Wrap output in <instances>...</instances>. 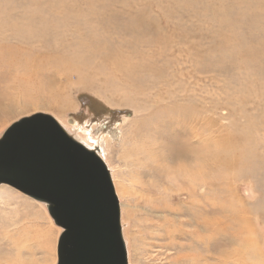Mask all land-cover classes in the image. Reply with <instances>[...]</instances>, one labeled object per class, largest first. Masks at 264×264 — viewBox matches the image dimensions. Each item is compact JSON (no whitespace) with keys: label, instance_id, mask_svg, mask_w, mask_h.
Wrapping results in <instances>:
<instances>
[{"label":"rangeland","instance_id":"1","mask_svg":"<svg viewBox=\"0 0 264 264\" xmlns=\"http://www.w3.org/2000/svg\"><path fill=\"white\" fill-rule=\"evenodd\" d=\"M37 1L0 0V14L12 11V26L22 27V16L34 11L57 23L81 10L80 19L63 21L80 26V39L91 33L84 23L98 25V37H114L115 47L135 64L164 69L172 86L138 94L128 88L123 94L100 89L95 76L85 79L91 90L85 89L75 76L52 81L41 75L55 68L48 57L38 58L34 81L16 72L10 91L0 97V136L39 113L88 128L96 144L107 148L122 227L128 230V264H196L194 257L205 258L201 264H264V60L239 68L228 58L219 62L214 47L223 43V32L208 23L201 7H179L181 0ZM99 11L107 17L122 12L126 20L138 16L135 27L142 36L123 22H101ZM45 24L33 20L40 30ZM245 30L240 29L248 41ZM47 33L50 40L56 35ZM33 50V56L41 55L40 48ZM65 66L56 63L62 71ZM111 77L121 85L118 74ZM0 199V264H60L65 230L48 205L8 185L0 186Z\"/></svg>","mask_w":264,"mask_h":264},{"label":"bare ground","instance_id":"2","mask_svg":"<svg viewBox=\"0 0 264 264\" xmlns=\"http://www.w3.org/2000/svg\"><path fill=\"white\" fill-rule=\"evenodd\" d=\"M40 1H42V0H40ZM176 1L177 0H175V2ZM180 2H181V4L179 5V7H182V9H184V8L189 9V8L185 7L186 5L188 7H191L192 10L195 6H196V8L201 7L202 14L206 15V17H208V23L217 24L219 26V30L221 32H223V34H224L223 43H221L220 45H217V47H214V50L215 51L217 50L219 53V57L217 58V60L219 62H222L228 58V60L229 59L232 60L235 63V65H237L239 68L242 66L251 67L253 65V63L264 60V26H263L264 25V0H216V1H214V0H181ZM9 6H10V4H9ZM35 6L37 7V5H35ZM1 7L2 6H0V8ZM171 7L177 9V7H174V4ZM245 7L247 8L246 10H244ZM192 10L189 9V11H192ZM11 12L12 11H8L5 14H4V12L0 14V16H1V18H0V97L2 95H4L5 93H8L10 91L9 89H10V87H12V82L17 77V76H13L16 72L23 70L24 72H26L27 79L34 81L32 79L34 77H36V72H34L35 68H36L35 67L36 66L35 65L36 59L40 58L41 60H43L47 57L49 58L48 64L52 63V65H53L52 67L55 68V72H53V70H52L53 68H48L51 71L49 70L48 72H41V73L39 72L41 75L46 76L48 79H50L52 81H56L60 77H64L68 80L69 75L72 77L75 76V77H77L83 81V82H81V85H82L81 87L85 88V89L87 88V89L91 90V87L89 86V82H87L85 79H88V81H90L91 78H93L95 76H98V79H100L98 81L103 83V84L99 85L100 89H103V90L115 89V91L116 90L120 91L123 94L126 90H128V88H130L131 90H134L133 93H135V94L143 93V92H147V91H157V93H159V92H161L160 90H162V88H165V86H167V85H171L169 83V77L170 76L168 77V76L164 75V73H163L164 69L159 68L157 66H153L154 64H152V63H149V64L148 63H146V64H140L139 63L140 65L135 64L129 55L123 53L121 51V49H118L115 47V44H113L115 41L114 37H112V36L108 37V38L98 37L97 36V29L98 28L96 29V27H98V25H93V23L91 24L90 22H86L84 24L82 23L83 26H81V27H84V25H89L88 29L91 30V33H90V31H88L87 35L83 34V38L80 39V26L73 25V24H71V25L66 24L65 22L63 23V21H65L66 18H68L70 16H74V17L80 19L81 10H80V12H73L72 11L73 14H70V15L60 16V17H62L63 20L60 22H57V23L54 22L52 16L51 17L49 16L50 18H48L44 14H42L41 12L34 11V12H31L30 14H28L27 16L26 15L24 17L22 16L23 20L21 22L26 23L25 25H21L23 28L20 27L18 24H15L12 26L13 22H11V20H10L11 14H12ZM9 13H11V14H9ZM121 13L112 12L113 15L109 16V17H107L104 13L103 14L105 16L103 14L102 15L104 17L101 16L100 11L97 14H98V18L101 19V22H103V23L110 22L112 25H118V24H121L123 22V24L124 23L126 24L124 26L128 30L136 29L135 26L137 23L136 20L138 19V16H135V19H134V18H131L133 16L132 15L129 17L131 19L126 20L125 18H123ZM68 14H69V12H68ZM140 14H142V13H140ZM193 14H194V11H193ZM195 14L199 15V12L195 11ZM123 15L125 16V14H123ZM33 20H38L39 22H41L43 24L44 23H47V24H45V26H43V30H40V28L34 27ZM242 23H244V24H242ZM108 25H109V23H108ZM150 25H152V23ZM140 26H141V24H140ZM246 26H248V28ZM64 28H66V33H64L65 32ZM86 28H87V26H86ZM230 28L232 29L233 33H230L227 30ZM240 29H242L243 31H246L245 29L250 30L249 32H246L249 36L247 38L248 41H246L242 37V32L240 31ZM48 30L56 32V35L53 37L52 40L47 39L48 38L47 34H49V33H47ZM136 31H137V29H136ZM69 32H73L72 33V35H73L72 39L68 35ZM181 32H183V31H181ZM138 33L142 36V32H138ZM145 33H146V31H145ZM185 36L187 37V34ZM81 37H82V35H81ZM191 38H193V37H191ZM77 39H79V40H77ZM141 40L139 38L136 41L139 43L140 42L142 43L143 41H141ZM152 40H154V39H152ZM89 41H91V42H89ZM137 42H136V44H137ZM149 44H150V42H149ZM123 45H125V44H123ZM127 46H125V47H127ZM37 47L41 49V55H39V56L37 55V57H36V56H33V54H34L33 49L37 48ZM124 48L122 46V49H124ZM160 52H161V50L159 51V53ZM206 53H208V52H206ZM56 63H59V64L65 63V65H66L65 68L62 67V68H64V71H62L61 69H57ZM87 74L90 76H88ZM111 74H116V75L118 74V77H120V78H118V81L121 83L120 86H117V85L115 86L113 84L115 77L114 78L111 77ZM172 78H174V77H172ZM104 81H105V83H104ZM92 86H94V85L92 84ZM126 92L128 93V91H126ZM151 93H150V95H151ZM111 94H113V93H111ZM132 94H131V97H132ZM168 94L169 93H167V95ZM146 96H147V94H146ZM154 100L155 99L151 100V102ZM107 102L113 103V100L112 101L107 100ZM180 103L178 102V104H180ZM184 103H185V101H184ZM128 104L133 105L134 102L131 101V103L129 102ZM149 104H150V102L148 103V107H152V106H149ZM158 108H160V107H158ZM59 121H60V125L64 128V130L70 136H72V137L75 136L74 138L79 143L84 145L86 148H88L90 150L97 151L100 158L104 161L107 168L112 173V167L109 163V158H108V154H107L108 152L106 150L107 148H105L104 145L99 146L96 144L95 137L91 133H89L90 131L87 130L88 128L86 129L85 127H83L81 125H77L76 122L72 123V122H67L66 120H64V121L59 120ZM193 125L194 124H192V127H193ZM182 126H185V125H182ZM188 128H189V126H188ZM155 131H156V129H155ZM135 133H136V131H135ZM95 134H97V133H95ZM112 138H113V136H112ZM202 138H204V137H202ZM104 139H106V138L104 137ZM102 144H104V143H102ZM105 144H107V142ZM195 144H196V142H195ZM192 147H194V146H192ZM260 166H262V165H260ZM112 175H114V173ZM188 176H186V177H188ZM189 183H191V181ZM202 186H204V185H202ZM195 193H196V190L194 191L193 188L188 190L187 195L190 196L191 202L195 198ZM178 196H179V194H178ZM4 200L0 199V202H4ZM177 212L179 215H181L180 208H178ZM263 219H264V217H263ZM122 228H123L122 234L124 235V237L127 236V238H129L128 237V230L125 229L124 227H122ZM127 248H128V246H127ZM160 255H162V254H160ZM128 256H130L129 252H128ZM193 261L196 264H201L203 262L205 263V258H204V260H202L200 262V260H198L196 257H194ZM197 261H199V262H197Z\"/></svg>","mask_w":264,"mask_h":264},{"label":"water","instance_id":"3","mask_svg":"<svg viewBox=\"0 0 264 264\" xmlns=\"http://www.w3.org/2000/svg\"><path fill=\"white\" fill-rule=\"evenodd\" d=\"M1 185L48 205L65 230L60 264H128L120 201L109 169L53 116L21 118L3 133Z\"/></svg>","mask_w":264,"mask_h":264}]
</instances>
